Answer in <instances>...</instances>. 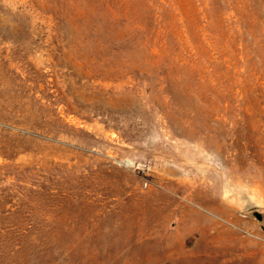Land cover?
Instances as JSON below:
<instances>
[{
	"label": "rangeland",
	"instance_id": "obj_1",
	"mask_svg": "<svg viewBox=\"0 0 264 264\" xmlns=\"http://www.w3.org/2000/svg\"><path fill=\"white\" fill-rule=\"evenodd\" d=\"M0 264H264V0H0Z\"/></svg>",
	"mask_w": 264,
	"mask_h": 264
}]
</instances>
